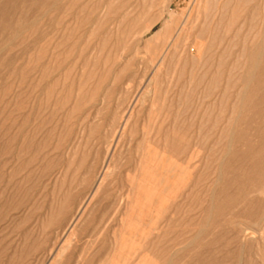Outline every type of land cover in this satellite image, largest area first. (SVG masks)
I'll return each instance as SVG.
<instances>
[{
    "label": "rangeland",
    "instance_id": "374dc122",
    "mask_svg": "<svg viewBox=\"0 0 264 264\" xmlns=\"http://www.w3.org/2000/svg\"><path fill=\"white\" fill-rule=\"evenodd\" d=\"M0 264H264V0H0Z\"/></svg>",
    "mask_w": 264,
    "mask_h": 264
},
{
    "label": "bare ground",
    "instance_id": "6f19581e",
    "mask_svg": "<svg viewBox=\"0 0 264 264\" xmlns=\"http://www.w3.org/2000/svg\"><path fill=\"white\" fill-rule=\"evenodd\" d=\"M148 29H149V28H148ZM145 30H147V29H145ZM145 30H144V31H145ZM144 31H143V32H144ZM141 33H142V32H140V34H141ZM140 36H141V35H140ZM187 40H188V39H187ZM159 67H160V66H159ZM125 122L127 123V121H125ZM126 123H125V125H126Z\"/></svg>",
    "mask_w": 264,
    "mask_h": 264
}]
</instances>
